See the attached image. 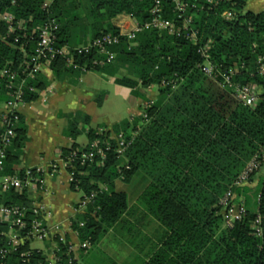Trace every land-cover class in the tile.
<instances>
[{"label": "trees", "instance_id": "trees-1", "mask_svg": "<svg viewBox=\"0 0 264 264\" xmlns=\"http://www.w3.org/2000/svg\"><path fill=\"white\" fill-rule=\"evenodd\" d=\"M211 1L187 0L190 7L180 18L173 1L162 0L164 18L176 33L146 29L134 41L122 37L112 49L117 53L112 64L95 66V61L104 58L98 52L76 58L89 71L121 75L116 83L136 95L152 86L158 92L146 110V119L123 121L114 127V133H124L130 141L143 123L123 158L115 152L116 141L110 140L104 160L96 156L83 167L77 165L72 188L83 197L95 196L86 213L73 220L80 243L90 241L95 247L114 228L129 208L128 195L117 191L116 182L130 183L137 173H143L148 185L138 205L167 232L161 249L146 264H264V175L255 204L246 185L236 189L237 197L245 194L247 215L234 228L224 227L225 211L220 206L247 165L264 154V74L258 71L259 59L264 57V12L247 10V0ZM155 4L156 0H57L47 11L43 0H0V15L8 13L27 28L23 33L10 32L6 23L0 26V107L10 99L2 71L9 68L19 79L26 77L24 70L38 46V29L50 18L60 26L57 45L79 47L105 34H117L119 28L112 21L122 14L144 26L151 20ZM226 11L234 12V18L226 19ZM188 19L191 23L185 27ZM195 33L194 42L188 36ZM206 45L212 63L228 72L235 84L261 88L256 106H244L232 88L202 73L200 50ZM50 68L58 79L81 74L67 68L62 58ZM48 85L41 73L35 80L27 79L26 87L36 91L26 89L25 101H35ZM78 119L70 127L73 138L80 134ZM15 133L5 162L6 175L18 173L14 166L20 163L29 141L22 116ZM88 138V146L73 145L63 151V157L74 151L88 152L91 143L105 140L106 134L90 129ZM1 203L30 207L32 200L27 192H12L0 196ZM259 216L261 236L253 229ZM57 241L59 264H78L68 244ZM30 253V264H48L45 252ZM20 261V254L13 253L9 264Z\"/></svg>", "mask_w": 264, "mask_h": 264}, {"label": "built area", "instance_id": "built-area-1", "mask_svg": "<svg viewBox=\"0 0 264 264\" xmlns=\"http://www.w3.org/2000/svg\"><path fill=\"white\" fill-rule=\"evenodd\" d=\"M57 0H43V9L50 11L52 5ZM175 5V11L179 13L180 18L185 16L190 5L187 0H172ZM210 3L211 0H208ZM226 19H233L234 12L226 11L223 14ZM6 23L9 27V31H22L26 32L27 28L22 22H15L14 17L8 13L0 15V26ZM191 23V19H188L185 27ZM59 23L56 19L50 18L44 25L38 29V46L35 51V55L32 60L27 64V68L24 70L25 78L19 79L18 73L9 68L2 71L1 76L7 83V91L10 97L9 101L4 104V108L1 110L0 126L2 132L0 133V196L9 194L12 192L22 194L24 192L29 193L32 205L20 206L13 204H0V264H9L11 255L14 253L20 254V262L17 264H30L29 257L31 251H43L38 247H34L36 242L44 243L50 242L52 244L51 254L47 257L48 264H59V257L57 255L58 239L64 244H68L69 253L74 252V245L69 242L64 236L54 234L47 226L46 219L50 216L46 207L42 203H38L35 199V195L40 193L44 189V179L39 168H29L23 171V173H16L14 175L4 174L5 162L8 157V150L12 146L14 138L16 136L15 129L20 121V108L25 105V97L27 90L29 92H35L33 87H26L27 79L35 80L40 73H42L44 67H50L51 64L58 58L64 59L67 68L73 70H79L81 72H87V65H81L76 60L77 57L89 56L95 52L103 55V59H99L94 62L95 66H104L106 64H112L117 53L112 50L114 47L120 44L122 37H127L129 41H134L138 35L144 30L158 29L160 31L168 30L170 33H176L174 25L164 18V6L162 0H156V4L152 10V18L144 26H140L136 21V26L133 30L127 31L124 24L118 26L119 32L117 34H105L93 41H90L87 45L79 47H70L68 45H57V33L59 31ZM26 36V35H25ZM192 41H197L196 33L189 34L188 36ZM16 43L19 42L17 38ZM210 46L206 45L200 50L202 64L199 65L200 70L204 75L212 80L219 82L223 87H229L234 90V97L238 102L247 107H254L260 101L262 90L259 86L255 85H237L233 82L232 77L226 71L219 69L210 60ZM258 71L264 74V57L259 59ZM1 84V83H0ZM27 89V90H26ZM148 90L157 92V87H149ZM154 100L150 99L141 109V117L147 118L146 110ZM143 123L137 127V130L133 134V138L128 141L124 133H113L106 129H100L99 134H106L105 140L96 139L90 145V150L84 153H78L74 151L69 157L64 158L62 155V161L65 167L70 173L71 184L75 180V171L77 165L85 166L88 161H93L95 157L99 156L102 160L106 157V151L111 149L110 140L116 141L115 152L119 158H123L131 146L134 136L138 134ZM104 146L106 148H104ZM101 164V163H100ZM264 171V154L262 156H255L254 159L247 165L244 171L239 175L234 182L232 188L227 192L223 199L220 201V206L224 209V227L232 229L237 222L242 221L247 215V209L244 202L237 200L236 189L247 185L250 182L252 176L258 172ZM79 192V190H76ZM91 197H82L77 212L83 214L86 213L90 204L93 202ZM261 217L259 216L253 226V229L257 236L262 235ZM82 227L85 223L80 224ZM79 237V234L76 232ZM80 249L85 252L92 249L90 241L81 243ZM44 252V251H43Z\"/></svg>", "mask_w": 264, "mask_h": 264}, {"label": "crops", "instance_id": "crops-1", "mask_svg": "<svg viewBox=\"0 0 264 264\" xmlns=\"http://www.w3.org/2000/svg\"><path fill=\"white\" fill-rule=\"evenodd\" d=\"M253 7L254 5L247 0V10L255 13L264 12V6H257L259 11H255ZM112 23L116 27L124 24L127 31L133 30L136 26V20L127 14L119 15ZM41 74L49 81V85L39 92L35 101L20 108V114L28 126L29 141L20 163L15 165L14 169L17 172L29 168L41 170L44 189L34 197L50 214L46 223L51 231L64 236L74 245L73 253L78 264H118L122 261L124 264L148 263L161 249L167 233L160 223L138 205L139 197L148 185V180L132 205L129 203L128 193L125 192L129 204L126 214L97 246L84 252L79 248L81 243L72 226L73 220L81 215L77 212V207L83 195L72 188L70 173L62 161V155L65 149H70L73 145L80 148L88 146L90 129H106L113 134L114 127L123 121L133 123L141 117V109L148 100L156 99L157 92L142 89L140 95H136L132 89L116 83V78L121 75L111 77L94 70L81 72L76 77L67 75L58 79L53 70L46 66ZM117 99L127 105L128 116L114 120L110 117L102 118L99 112ZM3 108L4 105L0 107V115ZM76 117L79 118L77 128L80 134L73 138L69 132ZM82 135L86 138L85 142L79 141ZM263 175L264 171L258 172L246 185L250 190L248 195L251 196L255 189H258ZM245 198L243 192L237 200L245 202ZM124 231H127L129 236L127 245L120 247L118 244H111L107 251H103L104 243L110 240L112 235H119ZM36 243L41 246L34 244V247L42 249L50 256L52 247L50 242Z\"/></svg>", "mask_w": 264, "mask_h": 264}, {"label": "rangeland", "instance_id": "rangeland-1", "mask_svg": "<svg viewBox=\"0 0 264 264\" xmlns=\"http://www.w3.org/2000/svg\"><path fill=\"white\" fill-rule=\"evenodd\" d=\"M251 4L254 5L253 9L255 11H259L260 9L256 8L257 6H264V0H249ZM256 8V9H255ZM158 93V92H157ZM101 114L102 118L103 117H110L111 120H114L116 118H121L124 116H128L127 114V105L122 102L121 100H113V104L109 105L107 108L101 110L99 112ZM85 136L82 135L79 139L80 142H85ZM147 178L143 173H137L131 183H125L122 180L117 181V191H123L127 192L129 195V203L130 205L133 204V202L136 200L138 194L142 191V189L147 185ZM259 189H255L253 194H251L250 198L252 202H256V194ZM129 242V236L127 234V231H124L122 234L120 233L119 235H112L110 240L108 239L104 245H103V251H107L109 248V245H120V247H123L124 244H128ZM36 246H41L38 243H35ZM90 251V250H89ZM118 264H124V262H119ZM127 264V263H126Z\"/></svg>", "mask_w": 264, "mask_h": 264}]
</instances>
